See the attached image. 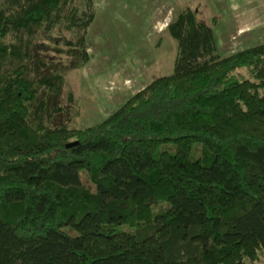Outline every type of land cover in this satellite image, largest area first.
<instances>
[{"label":"trees","instance_id":"1","mask_svg":"<svg viewBox=\"0 0 264 264\" xmlns=\"http://www.w3.org/2000/svg\"><path fill=\"white\" fill-rule=\"evenodd\" d=\"M94 16L0 4V264H264V42L221 57L186 7L172 72L78 128L60 96Z\"/></svg>","mask_w":264,"mask_h":264},{"label":"rangeland","instance_id":"2","mask_svg":"<svg viewBox=\"0 0 264 264\" xmlns=\"http://www.w3.org/2000/svg\"><path fill=\"white\" fill-rule=\"evenodd\" d=\"M85 0H75L84 7ZM4 0H0L2 4ZM87 28L89 61L68 72L60 100L85 128L105 119L153 79L173 70L177 42L166 27L186 7L212 27L221 56L264 42V0H93ZM61 23L48 32L73 39ZM55 47H65L62 42ZM65 49V48H64ZM56 61L67 63L65 55ZM244 76L246 72L241 70ZM69 91L73 100H68ZM76 111V114H75ZM73 115V113H72ZM85 186L92 188L86 174Z\"/></svg>","mask_w":264,"mask_h":264}]
</instances>
